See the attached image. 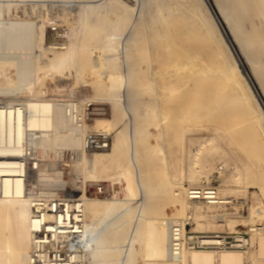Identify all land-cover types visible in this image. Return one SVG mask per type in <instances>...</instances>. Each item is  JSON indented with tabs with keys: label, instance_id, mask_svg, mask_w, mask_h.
I'll return each instance as SVG.
<instances>
[{
	"label": "bare ground",
	"instance_id": "1",
	"mask_svg": "<svg viewBox=\"0 0 264 264\" xmlns=\"http://www.w3.org/2000/svg\"><path fill=\"white\" fill-rule=\"evenodd\" d=\"M83 1H88L89 3L81 4L80 2ZM153 1L149 0V2ZM158 1L161 3L159 11L167 3L171 10L162 18L158 14L159 11L154 14L155 23L159 28L154 38V44L156 46L161 45V38L164 39L167 35L180 37L186 41L181 50H175L173 49L174 40H170V44L171 42L172 44L167 47L169 54L167 53L166 58L161 57L159 59L162 65L160 66L166 65L167 68V63L171 62V68H173V65L176 64L174 69L178 66V72L180 70L183 73V78H186L189 82L192 81L194 87L203 86L207 89L210 85L209 82L214 81L215 83L212 82L215 85L214 90H212L210 96L218 97L219 92L228 90V98L237 109H242L244 112L252 111L253 115L259 114L261 116L259 120L263 118V121L258 123L263 138L264 109L256 97L250 81L240 71L239 60L233 54L234 52L232 53V48L221 30L219 21H221L234 43L240 59L244 63L252 64V67L251 65L249 67V74L257 83L261 98L264 100V82L258 78L260 74L257 73L254 65L256 63L262 66L260 65L262 60L254 57L255 53H252V50L264 47V0H236V2H231L230 0H174V8L171 6V0ZM211 4H213V8ZM20 5L26 8H24L26 11L21 16L24 18H12L14 14L12 16L9 13L11 12L10 10L15 7L19 11L17 6L20 7ZM74 6H76L77 11L72 16L68 10L73 9ZM47 7L56 10L52 13L51 9L50 12L52 14L43 12L44 8L48 9ZM59 7L64 8L59 11ZM88 9H92L96 14L95 22L87 20ZM132 9L130 4H127L124 0H0V264H29L28 256L32 248V203L28 193V167L27 164H23L22 159L28 143L36 148L38 156L42 160V166L32 181L35 185L52 180L62 185H67L66 182H69L72 186L68 191L70 195L81 193L83 195V192L88 187L84 181L101 178L100 174L103 175V173L113 170L111 180L118 182L119 186L114 192L112 199H103L96 195L92 197L83 196L85 198V228L81 241L84 250L83 258L86 264H137L138 260L135 259L136 257L134 258L136 249L134 248V243L138 241L137 239L143 237L146 238V245L149 249H152V247L160 249L168 256L167 260L157 264H176L170 257L169 230L164 225L163 218L160 217V214L164 211L160 201H172L177 206L179 213H183L188 204L186 213L192 210L195 217L198 210L192 209V205L195 203L190 204L185 202V198L183 199L184 190L182 191L183 186H181L182 178H184L183 172L179 176V179L182 180H177L173 175L167 178H159L162 176L160 175L151 182L147 179L149 176L146 177L147 174L145 175L144 173L145 168H149L151 164H156L157 156L154 159L153 153L164 152V148L162 141H159L154 146L150 144L149 138H146L147 134L141 135L146 138L145 140L140 137V133L145 129V127L142 128L143 124L145 122L148 124V121H141L142 124L138 121L140 119L146 120L151 115L155 116L154 118L151 117L153 120L157 118L156 115L162 119L164 111L158 107L159 105L155 106L151 99L146 102L143 101L142 104L148 108L138 116V119L134 117V124L127 131L130 141L127 148L125 147V139L121 135L122 131H118V133H114L110 148L93 151L89 153L92 156L88 157L79 151H84L82 131L75 128L66 116L62 104L64 99L61 101L63 107H59L53 104L51 100L37 98L36 95L38 96L40 92H46V88L37 90L36 94H32L26 100L15 98L14 96L7 100L4 97L5 95L20 93L22 89L19 86H11L10 83L28 80L30 77L39 80L41 78L40 74L45 76L53 72L62 71L64 68L68 70V67L72 64H75L77 75L88 78L93 90L91 96L95 98H100L102 95H108L109 93L118 97L122 96L123 92L127 95L126 92H128L131 85L141 78H146L150 83H148L149 86L154 84V87H157L156 85L163 83L161 72L151 65V53H147V57H144L146 59L144 60L148 62L147 74L144 73V75L146 74L145 77L142 76L143 74L138 69H132L129 63H126L125 74L120 72L118 64H115L117 68L114 70H108V72L101 70V67L108 64L109 60L115 61V59L120 57L119 51L121 49H123L124 56L127 58L135 54L134 49H136L137 54L140 52L141 42L149 43L148 37L143 38L139 28L132 26L129 31H123L125 22L121 19V16L124 13H131ZM120 10H123V13L116 17L121 12ZM72 13L74 14V12ZM64 15H69L74 19L72 26L63 22ZM52 18L58 23L67 26V35L65 41L61 44L62 46L57 45L61 42L55 41V37H51L49 43L46 40L48 38L47 29L49 28L47 25ZM166 20H168V24L167 22L165 23ZM102 22H108L112 24V27L105 32ZM84 30L87 31L85 37L77 42V47L74 46V39L80 33H83ZM258 32L262 37L261 39L253 37ZM41 42L43 43L42 47H46V51L52 50L54 53V56L49 58L45 65L39 62V56L35 55L34 52L29 58H22L19 64L16 60V62L11 60L16 58L13 52L4 53L2 51V49H9L10 47H35L40 45ZM94 47L104 51L103 61L100 55L97 58H91L90 55ZM191 48H195V51H191ZM111 49L115 50L114 55L108 52ZM141 52L145 53V51ZM139 54L141 56V53ZM201 59L204 63H201ZM9 65L17 67L16 73L8 72ZM88 67L98 77L105 73L107 81L113 83L114 88L111 86L107 88L103 83L99 82L91 71L87 72ZM107 67L109 68V66ZM260 69L262 70L261 67ZM238 73L241 75V79L238 78ZM81 77L78 76V78ZM180 77L177 78L181 79ZM86 79L85 81H87ZM184 80L182 79V81ZM188 81L184 82L185 86H182V88L187 87ZM7 83L10 85H5ZM81 84L83 85V83ZM136 87L140 89L138 86ZM140 87L143 90L146 86L143 87L142 85ZM187 89L183 90L182 99H177L183 100L181 103L183 108L188 107L189 104L185 94ZM32 90L33 86L30 87L29 93ZM155 90H158V88ZM89 91L87 90V92ZM97 118L95 117L93 120H96L95 127L98 126L100 130H103L101 128L108 126L107 122H105L106 120ZM157 123H160V121H157ZM51 130H64L67 133L65 140L73 147H77L78 151L71 152L72 149L66 148L65 152L63 150L64 154H61V149L58 150L59 152L52 148L50 149L44 143L43 137L47 136ZM54 134L52 133L51 136ZM254 151L259 155L258 146L254 147ZM70 152L69 160L66 159L67 162L65 161L62 166L60 163L59 170H53L56 164L53 163L52 158L56 157L63 161L61 157L67 158ZM197 157L198 154L193 155V165L198 163ZM261 157L264 158V153ZM161 159H164L163 156L159 160ZM201 168L202 166H196L193 170L191 169L188 179L198 181V178L201 177L200 173H202ZM134 169L136 170V175L138 172V181L142 189L141 198L136 199L134 197L135 200H132L133 196L131 195L135 192V183L132 179ZM220 169H224V165L220 166ZM150 173L152 174V172ZM119 181L122 182L119 183ZM220 194L223 197H227L221 192ZM140 202L142 204L138 213L135 214L132 207L137 203L140 204ZM255 203L254 206H251L247 217L251 216V218H254L257 216L262 219L264 217V207L259 206V204L255 206ZM204 206L206 208L216 207V205ZM199 208V206L196 207V209ZM214 215L213 211L207 212L209 217ZM177 216L180 217V215ZM171 217L174 216L171 215L164 218L168 219ZM218 217H220V221H223L224 214ZM232 222L235 221L231 220L230 224ZM256 230L259 231L253 233V241H258V250L260 251L259 253H262L264 252V234H261V231L264 228H256ZM107 234H111L112 238L109 239ZM126 235L127 248H119ZM254 254L255 252L253 251L251 254L252 259H255ZM184 258V264H246L247 262L238 249L223 250L216 253L213 250L195 248L187 250L184 253ZM144 259L146 264H154L152 259L146 256Z\"/></svg>",
	"mask_w": 264,
	"mask_h": 264
},
{
	"label": "rangeland",
	"instance_id": "2",
	"mask_svg": "<svg viewBox=\"0 0 264 264\" xmlns=\"http://www.w3.org/2000/svg\"><path fill=\"white\" fill-rule=\"evenodd\" d=\"M124 1L127 2V4H130V6L133 9L130 11L131 13H126V14L124 13L121 16V19L125 22V25H123V31L124 32L129 31L132 26H134V28H139L141 30L142 37L143 38L148 37L149 43L141 42L139 47L140 52L138 51L139 53H141V56H139L140 54L139 53L137 54L136 49H134L135 54H132L126 58L124 56L123 49H121V51H119L120 57L118 59H115V61L109 60L108 64L103 65L101 67V70L102 71L106 70V72H108V70H114L115 68H117L116 65L118 64V69L120 70V72L125 74L126 72L125 69L127 68L126 63H129L132 69H138L140 73L143 74L142 76L145 77L147 74L146 71L148 70L147 69L148 62L145 61L146 60L145 58L149 53H151L152 55L151 65L154 68L159 69V72H161L162 74L161 76H163L162 79L163 83L162 82L159 83L158 84L159 86L155 84L157 87H154V84L149 86L150 84L149 81H147L146 78L143 79L141 78L136 83H133L131 85L128 92H126L127 95H125V93L123 92L122 96L118 97L115 95H111L109 93L108 95L107 94L102 95V97L100 98H95L91 96L93 90L91 83L88 82V78L86 79L84 77H81L80 75H77L76 69L74 67L75 64H72L71 66L68 67V70L64 68L65 70L63 69L62 71H57L55 73L53 72L45 76L43 74H40L41 78L39 80L30 77L28 80H21V82L18 81L16 83L15 81L14 83H10L11 86H15V87L19 86V88L22 89L20 93L5 95L4 97L7 100L10 99L11 96H14L15 98H21L22 100H26L28 97L32 96V94H36L37 90H40L41 88H46V92H40L38 93V96L36 95V97L39 99L51 100L53 104L59 107H63L61 101L71 95L74 96L77 95V97L81 99L82 98L94 99L97 103H100L103 107H105L106 110L105 115L100 116L98 118L106 120L105 122H107L108 126L101 129L107 132H111L112 140L114 137V133L116 134L118 133V131H122L121 135L125 139L124 142L126 148L129 146L130 143L129 135L127 131H129V127H132V125L134 124V117L138 119V116H140L142 112H145L147 110L148 107H146L142 103L143 101L146 102L149 99H151L155 106L159 105L158 107H160L161 110L164 111V116L161 119L160 116L156 115L157 118L154 119L155 121L152 119L155 117L154 115H151L146 120L140 119V121H138L140 122V124H142L141 121L142 122L148 121V124L146 122L143 124L144 126L142 128L145 127V129L140 133V137L144 136V134H147V136L146 135L145 136L146 138L147 137L149 138L148 140L150 141V144H152L153 146L159 143V141H162L164 152H158V153L154 152L153 158L157 156L160 159L161 156H163L164 159L159 160L156 157L157 160L155 161L156 164L153 163L154 165L151 164L152 166L150 165L149 168H145L144 173L145 175L147 174L146 177L149 176L147 178L149 182L156 179V177L158 178V176L160 175L162 176L159 178H167L170 175H173L174 178H176L177 180L183 179L181 184V186H183V183L188 179V175L191 169L193 170L196 166L197 167L202 166L201 168L202 173H200L201 177H199L198 179L203 180V178H207V177L209 178L210 174H214L215 175L214 182L219 186L220 192L227 197L231 196L232 198L235 199V201L233 202V204L230 205V207L227 208L222 206L206 208L201 203L196 202L195 204L192 205V209L194 208L195 210H198L197 216L195 217L196 223L194 224L193 229L205 233L223 232V231H231V230L232 231L241 230V231L249 232L250 227L254 226V224L258 225L262 223L264 220V217H262V219H260L261 217H257V216L254 218L252 217L253 219L251 218V216L247 217L251 209V206H254L255 202H256L255 206H258L259 204V206L264 207V161H263L264 158L261 157L262 154L264 153V140H263L264 137L262 138V132L258 125L259 121H263V118L259 120V117L261 118L259 114L253 115L252 111L244 112L242 109H237V107L234 106V103L231 102V100L228 98V90H224V91L222 90L221 92H219L218 97L210 96V93L212 92V90H214V86H215L213 84L215 83L214 81H212L213 83L209 82L210 85L208 86L207 89L206 87L204 88L203 86L194 87L192 81L189 82L186 78H183L182 77L183 73L180 72V70L178 72L179 69L178 66H176V69H174L176 64L175 65L172 64L173 68H171V62L168 61L170 63L169 64L167 63L168 66L167 68L166 65H163V67H161L162 65L160 64L159 59H161V57L166 58L168 53L167 47H169L172 44V42L170 44V40L172 41L174 40L173 49L175 50H181L183 48V45L186 44V41L182 40L180 37L177 38L176 36L173 35L172 36L167 35L164 39L161 38V45L156 46L154 44V38L155 35L158 33L159 28L155 23L154 14H157V11H159V7L161 6V3H159L160 1L158 0H154L153 2H149V0H139V1L124 0ZM230 1L236 2V0H230ZM80 3L85 4L89 2L83 1ZM171 6L174 8L175 6L174 0H171ZM211 6L213 8V4H211ZM17 7L19 8V11L17 8L14 7L10 10L11 12L9 13H11L12 16L14 14L12 18L23 19L24 17L21 16L26 11L25 10L26 8L23 7V5H20L21 8L19 6ZM47 8L48 9L44 8L43 12L47 13L50 12L52 9L51 12L54 13V10H56L51 7L50 8L47 7ZM61 8L64 7H59V11ZM89 10L90 9L87 10V16H86L87 20L89 22H95L96 14L92 9L90 11ZM170 10L171 7H169L167 3L162 8V10L158 12V14H160L162 18V16L168 14ZM68 11L70 15L72 14V16H74L77 11L76 6H74L73 9ZM120 11L121 12L118 13L116 17L120 16V14L123 13V10ZM72 12H74V14ZM16 14L17 16L15 17ZM63 22H65L66 25L72 26V24L74 23V19H72L71 16L69 15L68 16L64 15ZM166 22L167 24L169 23L168 20H166L165 23ZM101 24L105 27L104 29L105 32H107V29H110L112 27V24L108 22H102ZM249 25L251 24L249 23ZM47 30L49 31V28ZM48 31L47 33L49 34V36L47 34L48 38H46V40L49 43L51 37ZM86 32L87 31L84 30L83 31L84 34L80 33L79 36H77L74 39V44H73L74 46L76 47L78 46L77 42H79L80 39H83L85 37ZM259 34L260 33L258 32L253 37L256 39H261L262 37ZM42 45L43 43L41 42L40 45L35 47H30V46H25L22 48L10 47L9 49L4 48L2 49V51L4 53L13 52L16 58H12L11 60L13 61L16 60L19 64L22 58H29V56H31L34 52L35 55L39 56L38 57L39 62L42 65H45L48 59L54 56V53L52 50L46 51L45 50L46 47L45 46L42 47ZM263 48L260 47V49L257 50H252L251 48V50L252 53H255L254 57H258L262 60L260 62L261 63L260 65H262L263 67L259 66L256 63L254 65L256 66L257 73L261 75V76L259 75L258 78L262 79V81L264 82V70H263L264 49ZM141 51H145V53ZM191 51H195V48H191ZM103 52L104 51H102L100 48L94 47V49H92L90 56L91 58H95V57L97 58V56L100 55L103 61L104 60ZM108 52L111 53L112 55L115 54L114 49H111ZM142 53H144L145 56ZM202 62L204 63L203 60L201 61V63ZM250 65L252 67V64L250 63L249 64L243 63L244 71H246V69L249 70ZM107 66H109V68ZM260 67L262 68V70L260 69ZM16 69L17 67H15L14 65H9L8 72L14 74L16 73ZM89 71L91 70L88 67L87 72L89 73ZM240 71L245 76V72H243L241 66H240ZM144 73L146 74L144 75ZM92 74L99 82L103 83L104 86H106L107 88H109L110 86L114 88V84L107 81V77L105 73L100 76L101 78L95 75L93 72ZM78 76L81 78H78ZM237 76L238 78L241 79V75L239 73L237 74ZM177 77L178 78L180 77L181 79H178ZM85 79L87 81H85ZM182 79L187 80L188 81L187 84L190 85L188 86L186 84L187 87L182 88V86H185L184 82H187L185 80L182 81ZM81 83H83V85ZM89 83L91 86L89 85ZM10 84L7 83L5 85H10ZM141 84L143 85V87L146 86L145 89L143 90L141 89L142 88L140 87L142 86ZM87 85L89 86L87 87ZM31 86H33V90L29 93ZM136 86H138L141 90L137 89ZM157 88L158 90H155ZM89 89L91 90L89 91ZM185 89H187L185 91V94L187 96L186 99L188 100L187 102H189V104L188 107L183 108L181 107V103L183 102V100H177V99L178 98L182 99L181 95L183 94V90ZM87 90L89 92H87ZM156 120L158 122L160 121V123H157ZM95 122L96 120L93 123L95 124ZM96 128L99 129L98 126H96ZM245 129L247 132L245 131ZM146 130L147 132H145ZM243 130L245 131V133ZM52 133L55 134L51 136ZM66 134L67 133L64 132V130L63 131L51 130L50 132H48L47 135L48 137L47 136L43 137L44 138L43 140L44 143L50 149L52 148L56 152H59L58 150L61 149L62 150L61 154H64L66 148L70 150L72 149L71 152L78 151L77 147H73L72 145H70L68 141L65 140ZM143 138L144 140L146 139L145 137H142V139ZM255 146H258L259 155H257V153H255L254 151ZM199 149L200 151L198 152ZM79 151L83 152L88 157L92 156V154L86 153L83 150H79ZM71 152L69 153L67 158L60 156L63 159V161H60L56 157L52 158L53 163L56 164L55 169L53 170H59L60 163L62 166V164L65 163V161L67 162V160H69V156ZM194 154H198L197 157L198 163L193 165L192 160H194L193 159ZM222 165H224V169L221 170L220 166ZM150 172H152V174ZM182 172L184 178L179 179V176L181 175ZM112 174H113V170L111 172H106L105 174L103 173V175L100 174L99 176L101 178L98 177L95 180H91V181L86 180L84 182L86 183V185H90L91 183L93 185L95 183L105 182L106 186H108V188H112L113 192H115L118 189L119 185L118 182L116 181L113 182V180H111ZM132 179L135 183L134 184L135 192H133L131 196H133V198L136 197V199L137 198L140 199L142 188L141 185H139L138 172L136 175L135 169L133 171ZM121 182L122 181H119V183ZM124 182L126 183V181ZM67 183L69 185L71 184L69 182ZM78 183H82V182H78ZM182 191H183V187H182ZM182 196L184 199L185 195L182 194ZM98 197L103 199H112V197L111 198H105L101 196ZM133 198L132 200H135V198L134 199ZM141 202L140 204L137 203L135 204V206L132 207V210H134L135 214L138 213L139 208L142 204ZM171 202L160 201L161 205H163L162 207L164 208V211L160 214V217H162L164 221L167 220L164 217L171 215L174 217H176V215L182 216L186 213V210L188 209L187 206L188 204H187L185 208L186 210H184L183 213H179L177 206H175V204L173 202L172 204ZM185 202L189 203L186 198H185ZM197 206H199L200 208L196 209ZM211 211H213L215 215L211 217L207 216V212H211ZM221 214H224L223 221H220L219 220L220 217H218ZM231 220L235 222H232V224H230ZM261 232H262L261 234H264V230H262ZM251 233L249 232V234ZM107 236L109 239L112 238L111 234H107ZM126 238L127 235L124 241L122 242L121 247L119 248H127ZM144 238L145 237L141 239H137L138 241L134 243V248H136L134 252L135 253L134 258L136 257L135 259L138 260L136 262L137 264H146V260L144 259L145 256L152 259V261H154V264L162 263L168 259V256L160 249L153 247L152 249L151 248L149 249L146 245L147 240L145 238L146 240L145 241ZM253 244L254 247L252 246L251 249H249L246 252L240 250L242 256L247 261L246 264H264V252L259 253L260 251L258 250V241H255ZM145 247H147L149 250ZM206 250L215 251L214 249H206ZM253 251L255 252L254 254L255 259H252L251 256ZM215 252L218 253L220 251H215Z\"/></svg>",
	"mask_w": 264,
	"mask_h": 264
},
{
	"label": "built area",
	"instance_id": "3",
	"mask_svg": "<svg viewBox=\"0 0 264 264\" xmlns=\"http://www.w3.org/2000/svg\"><path fill=\"white\" fill-rule=\"evenodd\" d=\"M50 37H55L58 46H62L67 35V26L54 18L48 22ZM65 114L73 126L82 131L83 149L86 153L106 150L112 144V134L100 130L93 123L95 117L106 113L105 107L91 98H78L71 95L62 101ZM23 164L28 167V193L31 199V243L28 256L29 264H86L83 258L82 233L85 228V198L98 195L111 198L112 188L105 182L88 185L86 191L70 195L71 184L62 185L52 181L33 184V179L42 166L37 150L29 143L22 156ZM214 174L203 180L187 179L183 183L185 198L191 203L230 207L234 198L223 197L219 186L214 182ZM84 196V197H83ZM196 218L189 210L180 217H171L164 221L169 230V253L176 264H184V253L195 248L214 249L215 251L238 249L248 251L253 246L252 233L264 228V221L250 227V233L234 230L205 233L193 229Z\"/></svg>",
	"mask_w": 264,
	"mask_h": 264
},
{
	"label": "water",
	"instance_id": "4",
	"mask_svg": "<svg viewBox=\"0 0 264 264\" xmlns=\"http://www.w3.org/2000/svg\"><path fill=\"white\" fill-rule=\"evenodd\" d=\"M218 21H219V20H218ZM219 22H220V25H221V30H222V32H223V34H224L226 40H228V42H229V44H230V46H231V48H232V51L234 52V55H235L236 58L239 60L240 66H241L243 72H245V76H246L247 79L250 81V84H251V86H252V88H253V90H254L255 95H256V97L259 99V101L261 102V105H262V107H263V109H264V100H263V98H261V94H260V92H259V90H258V87H257V85H256V82H255L254 79H252V77L250 76V74H249V70H248V69H246V71H244V68H243V63H244V61L240 59V57H239V55H238V53H237V49H236L234 43H233L232 40L230 39V37H229L228 33L226 32V29L223 27L221 21H219Z\"/></svg>",
	"mask_w": 264,
	"mask_h": 264
}]
</instances>
